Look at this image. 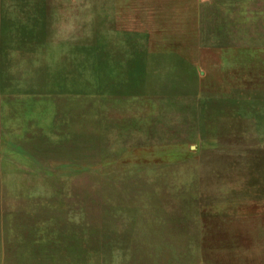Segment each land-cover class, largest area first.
<instances>
[{"label":"rangeland","instance_id":"rangeland-1","mask_svg":"<svg viewBox=\"0 0 264 264\" xmlns=\"http://www.w3.org/2000/svg\"><path fill=\"white\" fill-rule=\"evenodd\" d=\"M0 264H264V0H0Z\"/></svg>","mask_w":264,"mask_h":264},{"label":"crops","instance_id":"crops-1","mask_svg":"<svg viewBox=\"0 0 264 264\" xmlns=\"http://www.w3.org/2000/svg\"><path fill=\"white\" fill-rule=\"evenodd\" d=\"M125 80L116 75V85L122 84ZM139 84L141 79H138ZM129 82H125L127 84ZM143 84V83H142ZM141 84V85H142ZM183 86V84H181ZM178 89V88H177ZM147 94V95H146ZM149 93L142 92H124L119 93L116 92V134H131L130 138H125V143H134V144H144L146 141V137L142 134H139L143 126L141 127L139 124L142 123L140 120L139 123V112L141 109V101L145 99L157 100L156 98H152L153 96H148ZM184 98L181 96L179 98L177 95H173L171 97H167L170 106L177 107L178 101H182ZM161 101V100H160ZM135 107L133 111L129 112V107ZM144 106V105H143ZM137 122V125H136ZM139 125V126H138ZM144 129V128H143ZM135 132V133H134ZM124 138V137H123ZM131 139V140H129Z\"/></svg>","mask_w":264,"mask_h":264}]
</instances>
